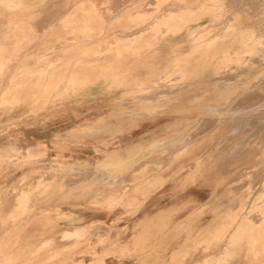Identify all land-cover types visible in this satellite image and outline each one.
<instances>
[{"label": "rangeland", "instance_id": "obj_1", "mask_svg": "<svg viewBox=\"0 0 264 264\" xmlns=\"http://www.w3.org/2000/svg\"><path fill=\"white\" fill-rule=\"evenodd\" d=\"M7 1L0 0L1 55L7 49L3 60L0 56V219L7 211L4 218L11 222L7 220V224L3 219L4 226L0 220V227H4L3 232L0 228V264H195L199 258L202 264H212L210 254L223 249L229 238L227 228L233 227L229 223L239 213L236 202L244 199L240 196L232 200L230 190L236 184L241 186V193L249 190L253 197L244 202L250 211L246 216L249 219L244 221L254 232L264 234V214L262 222L251 225L264 210V175H256L258 169L264 168V107L259 106L264 104V0H233L230 12L222 0L220 13L206 0ZM147 2L149 5H145ZM206 6L211 9L194 19V14ZM36 15L42 16L39 20L43 27L45 22L46 30L34 24ZM49 18L51 22L46 26ZM215 19L219 23L210 29L215 39L212 42H219L222 49L211 50L213 43H205L202 62L218 61L217 56L219 60L223 56V60L199 73L201 79L192 83L195 77L189 70L184 78L178 74L183 60L194 61L197 56L191 55L194 50L188 33L197 23L206 27ZM27 24L34 26V32ZM145 26L148 29L141 34H131ZM26 33L36 36L24 38ZM20 35L27 41L23 49L25 42ZM29 37L36 41L34 45L31 40L30 45ZM103 37L117 42L102 43L107 41ZM92 40L96 44H91ZM20 46L22 52L17 54ZM13 47L17 52L10 50ZM100 48L104 49L105 59L117 60L111 62L109 70L90 71L87 59L96 57L94 53ZM38 51L40 54H36ZM39 61L43 62L41 66ZM83 73L89 77L87 86L70 83V78ZM161 73L165 83L151 85L168 86L163 91L167 97L147 98L141 84ZM101 76H105V84L90 85ZM227 78L232 79L225 87L210 84ZM125 86H132L134 91L127 92L130 89ZM237 103L254 108L256 114L250 125L239 122L236 131L224 134L228 142L225 149L229 151L233 139L241 141L239 153L228 159L230 164L220 174L217 163L224 157L212 153L210 141L221 137L230 125L211 131L213 125L209 122L221 118L214 113L216 108ZM204 119L205 124L194 129ZM256 128L260 132H253ZM195 132L197 137L183 149L180 159L159 157L139 163L149 158L152 150L168 143L179 145L180 140ZM111 156L115 163L110 172L123 176L120 188H107L98 175L80 176L73 170L108 171L104 165ZM231 175L238 178H226ZM260 189L263 192L258 194ZM153 209L163 211L146 220ZM90 212L99 218L85 217ZM98 223L105 229L103 235L95 234ZM67 229L71 234L81 231V236H66ZM250 234L245 232V237L238 239L226 254H218V264H241L242 245Z\"/></svg>", "mask_w": 264, "mask_h": 264}, {"label": "bare ground", "instance_id": "obj_2", "mask_svg": "<svg viewBox=\"0 0 264 264\" xmlns=\"http://www.w3.org/2000/svg\"><path fill=\"white\" fill-rule=\"evenodd\" d=\"M7 1V0H6ZM12 1H14V0H12ZM17 1L18 0H16V2L14 1V3H17ZM51 1V0H50ZM55 1V0H54ZM53 1V2H54ZM62 1V0H61ZM72 1V0H71ZM97 1V0H96ZM104 1V0H103ZM142 1V0H141ZM145 1V0H144ZM143 1V2H144ZM208 3H212V5L211 6H214V8H216V9H214L213 7V9L214 10H218L219 11V13H220V7H221V3H222V0H206ZM232 1L233 0H224V8L227 10V11H229L230 12V8H233V3H232ZM3 2L5 3V0H3ZM9 1H7V4H9L8 3ZM93 2H95V0L93 1ZM115 2H117V1H115ZM118 2H121V1H118ZM146 2V1H145ZM187 2H189L190 3V0H188ZM235 2V1H234ZM47 3V2H46ZM58 3V2H57ZM56 3V4H57ZM70 3H73V2H70ZM105 3V2H104ZM151 3H152V1H151ZM44 4V3H43ZM55 4V3H54ZM101 4V3H100ZM99 4V5H100ZM103 4V3H102ZM106 4H107V2H106ZM142 4V3H141ZM148 4V2L145 4V5H147ZM218 4V5H217ZM51 5H52V3H51ZM51 5H50V7H51ZM58 5H60L61 6V4H59L58 3ZM63 7H61L62 9H64V2H63ZM96 5V4H95ZM143 5V4H142ZM149 5V4H148ZM175 5V4H174ZM55 6V5H54ZM57 6V5H56ZM60 6H59V10H60ZM65 6H66V4H65ZM102 6V5H101ZM114 6H115V3H114ZM215 6H217V7H215ZM5 7H7L6 5H5ZM8 7H9V5H8ZM40 7V6H39ZM111 7H112V5H111ZM136 7V6H135ZM141 8H142V6H140ZM45 8H46V4H45ZM65 8H67V7H65ZM73 8V7H72ZM94 8V7H93ZM98 8V7H97ZM137 8V7H136ZM139 8V7H138ZM175 8V7H174ZM4 9V8H3ZM10 9H11V7H10ZM21 9V8H20ZM20 9H19V11H20ZM24 9V8H23ZM61 9V10H62ZM70 9H71V6H70ZM104 9V8H103ZM144 9V8H143ZM209 9H211V7L210 6H206V7H204V9L202 10V11H199L198 13L199 14H194V19H197V18H201L202 16H203V14H205V13H207L208 12V10ZM30 10V9H29ZM39 10V9H38ZM42 10V12H44L43 11V9H41ZM52 10H53V8H52ZM51 10V11H52ZM54 10H55V8H54ZM105 10H106V8H105ZM116 10V9H115ZM175 10V9H174ZM182 9H177L176 10V12H178L179 13V11H181ZM186 10H188L189 11V9H186ZM36 11H37V8H36ZM50 11V10H49ZM106 11H108L109 12V9H107ZM106 11H105V13H106ZM113 11H114V9H113ZM112 11V12H113ZM185 11V10H184ZM3 12V11H2ZM27 12V11H26ZM26 12L24 13V18L26 17V20H27V15L25 16V14H26ZM38 12V11H37ZM42 12H41V15H42ZM46 12V11H45ZM58 12V11H57ZM99 12V11H98ZM98 12H97V14H98ZM107 12V13H108ZM127 12V11H126ZM131 12H132V10H131ZM133 12H135V11H133ZM142 12V10L141 11H139V13H141ZM182 12H183V10H182ZM191 12V11H190ZM21 13V12H20ZM29 13V12H28ZM31 13V12H30ZM34 13V12H33ZM66 13H68L67 11H66ZM129 13H130V11H129ZM14 14V13H13ZM36 14V13H35ZM45 14V13H44ZM168 14H170V13H168ZM173 14V11H172V13L170 14V15H172ZM174 14H176V13H174ZM216 14H217V12H216ZM39 16V17H37V15H36V17H37V19L39 20V18L40 17H42V16ZM56 15V14H55ZM61 15V14H60ZM63 15V14H62ZM102 15V14H101ZM13 16V15H12ZM19 16H20V14H19ZM52 16V15H51ZM50 16V18L52 19V17ZM54 16V15H53ZM65 16V15H64ZM131 16V15H130ZM166 16H169V15H166ZM215 16V15H214ZM18 17V16H17ZM101 17H103V16H101ZM156 17H158V16H156ZM182 17V16H181ZM220 17L221 16H219L218 18H219V21H220ZM18 18H21V17H18ZM23 18V17H22ZM23 18V19H24ZM46 18V17H45ZM44 18V19H45ZM50 18H49V22H47V24H46V26L48 25V23H50L51 21H50ZM13 19H14V17H13ZM28 19H30V18H28ZM33 19H34V16H33V18L31 19L32 21H33ZM37 19H36V22L34 23V24H37V27L38 28H40V29H42V27H43V24L41 23V22H43V21H40V22H38L37 21ZM43 19V20H44ZM180 19V18H179ZM48 20V19H47ZM46 20V21H47ZM56 20V19H55ZM61 20H62V17H61ZM216 20V22H215V24H214V21ZM215 20H212V21H209L208 22V24H207V26L205 27V26H203L202 24L203 23H197L196 25H195V27H194V29L190 32V33H188V35H191L192 36V39H191V41H192V48H193V50H194V52L193 53H191V55L192 54H194L195 53V55H197L196 56V59L194 60V61H188V59H185V60H183V64H182V67H181V69H179V73L178 74H180L181 76H183V74L187 71V70H189V72L192 74V76L193 77H195L194 79H192L193 81H192V83L193 82H196V81H198V80H200L201 78H199L200 76H201V74H199V73H201L202 71H206V70H210L211 68H214V67H216L222 60H223V56H221L220 57V60H219V56H217V58H218V61H214V62H207L206 64H204L203 62H202V57H203V54H202V49L206 46L205 45V43H209L208 45H211V43H213L212 44V49L211 50H215V51H220L221 49H222V46H221V44L219 43V42H217V41H215V42H212L213 40H215V39H212V30H210L212 27H214V26H216L219 22H218V20L217 19H215ZM4 21H5V19H4ZM31 21V22H32ZM54 21V20H53ZM24 22V21H23ZM27 22H29L30 23V20H28ZM59 22H60V20H59ZM63 22V20L61 21V26L64 28V22ZM213 22V23H212ZM212 23V24H211ZM33 24V25H34ZM53 24V23H52ZM28 25V24H27ZM64 25V26H63ZM67 25V24H66ZM190 25V24H189ZM24 26L26 27V23H24L23 24V30H24ZM32 26V25H31ZM49 26V25H48ZM56 26L57 25H55V30H57L56 29ZM75 26V25H74ZM150 26V25H149ZM210 26V27H209ZM3 26H1V28H2ZM19 27H20V25H19ZM27 27H29V25L27 26ZM53 26L51 25V29H54V27L52 28ZM133 27V26H132ZM16 28V27H15ZM30 28V31H33L34 32V26H32V28L31 27H29ZM44 29L43 30H46L45 28V22H44V27H43ZM68 28H69V26H68ZM134 28H136L135 26H134ZM17 29V28H16ZM32 29V30H31ZM70 29V28H69ZM81 29V28H80ZM148 28H147V26H145L143 29H138L137 31H136V29H135V31H132L133 33H131V34H141L142 32H143V30H147ZM13 30V29H12ZM18 30V29H17ZM66 30V29H65ZM132 30H134V29H132ZM184 30V29H183ZM0 31H1V29H0ZM10 31V30H9ZM8 31V32H9ZM15 31V30H14ZM35 31H36V29H35ZM51 31H53L54 32V30H49V32L52 34L53 32H51ZM2 32H3V30H2ZM10 32H12V31H10ZM18 34L20 33L19 31H16ZM15 32V33H16ZM73 32H74V30H73ZM116 32V31H115ZM115 32H113L114 34H116ZM24 33H25V31H24ZM23 33V34H24ZM27 33H28V31H27ZM27 33L25 34V36L23 35V34H21V35H23L24 36V38L26 37V38H28V36H30V35H27ZM40 34L42 33L41 31L39 32ZM55 33H56V31H55ZM55 33H53V34H55ZM58 33V32H57ZM67 33H69V32H67ZM2 34V33H1ZM11 34V33H10ZM13 34V33H12ZM35 34H37V36H38V32L37 33H35ZM20 35V38L21 39H23L24 40V38H23V36H21ZM33 34H31V36H32ZM44 35V34H43ZM126 35V34H125ZM125 35H124V37H125ZM30 36V37H31ZM36 36V35H35ZM34 35L32 36V37H35ZM42 36V35H41ZM40 36V37H41ZM29 37V38H30ZM45 37H46V34H45ZM44 36H43V38H45ZM108 37H110V36H108ZM108 37H103L104 39H107V41H103L102 43H105V44H114L113 42H117V41H114V40H108ZM16 38H17V36H16ZM50 38V37H49ZM53 38V37H52ZM51 38V39H52ZM57 38V37H56ZM56 38H54V40H56ZM195 38V39H194ZM21 39H18L17 41H21ZM47 39V38H46ZM60 39V38H59ZM63 39V38H62ZM124 39V38H123ZM33 41V39H28V41H29V43H30V45L32 44V42L31 41ZM44 40V39H43ZM35 41V40H34ZM34 41H33V44L32 45H34ZM38 41V40H37ZM46 41V40H45ZM97 41H99L98 39H97ZM0 42H1V40H0ZM22 42V41H21ZM25 42V43H24ZM24 45H22V49H23V46H24V48H25V44H26V42L27 41H25L24 40ZM36 42V41H35ZM39 42V41H38ZM41 42H42V40H41ZM83 42V41H82ZM13 43H16V42H14L13 41ZM18 43V42H17ZM16 43V44H17ZM29 43H27V45L29 44ZM46 43V42H45ZM65 43V42H64ZM10 44V43H9ZM21 44V43H20ZM57 44V43H56ZM63 44V43H62ZM66 44V43H65ZM68 45H69V43H67ZM78 44V43H77ZM76 44V45H77ZM91 44H96V40H92V43ZM130 44V43H129ZM7 45V44H6ZM13 45V44H12ZM27 45H26V47H27ZM43 45H44V43H43ZM54 45H55V43H54ZM207 45V46H208ZM14 46H15V44H14ZM17 46V45H16ZM56 46V45H55ZM60 46V45H59ZM106 46V45H105ZM1 47H2V45H1ZM11 47V46H10ZM35 47H36V44H35ZM63 47V46H62ZM64 47H66L65 45H64ZM101 47V46H100ZM3 48V47H2ZM5 48V47H4ZM15 48V49H14ZM58 48V47H57ZM94 48V47H93ZM103 48H105V47H103ZM210 48V47H209ZM11 49H13L14 50V52H17V50H18V52H17V54H20V52H22V50H21V46H20V50H19V47H17V50H16V47H13V48H10V50ZM39 49V48H38ZM59 49H60V47H59ZM61 49H63V48H61ZM111 49H114V48H111ZM110 49V50H111ZM16 50V51H15ZM27 50V49H26ZM43 50V49H42ZM42 50H40V52L42 51ZM104 49H102V48H100L99 49V51L97 50L95 53H94V56H96V57H92L91 59H87V63L89 64V66L90 67H92V69H90V71L92 70L93 71V69L95 68V69H101V68H105L106 70H109V68L110 67H112L111 66V62H112V64H113V61L115 60V58H113V60H111V57H109L108 59H105V58H107L106 56H103L104 54H102ZM105 50H106V48H105ZM190 50H191V46H190ZM209 50V49H208ZM2 51V50H1ZM5 51H7V49L5 50ZM4 51V52H5ZM184 51V50H183ZM3 52V51H2ZM3 52V53H4ZM108 52V51H107ZM112 52V51H111ZM113 52H114V50H113ZM186 52V51H185ZM2 53V55H3V57H2V55H1V53H0V56H1V58H2V60H3V58H4V55H5V53L3 54ZM27 53H28V51H27ZM37 53H39V51L38 52H36V54ZM106 53V52H105ZM213 53V52H212ZM211 53V54H212ZM221 53V52H220ZM16 54V55H17ZM22 54H24V51H23V53ZM40 54V53H39ZM78 54V53H77ZM115 54V53H114ZM117 54V53H116ZM115 54V56H117ZM216 54V53H215ZM14 55V54H13ZM12 54L10 55V60H11V57L13 56ZM27 55V54H26ZM32 56L34 55V51H33V54H31ZM112 55V54H111ZM139 55H141V54H139ZM190 55V56H191ZM221 55V54H220ZM18 57H20V55H17ZM28 56V55H27ZM61 56V55H60ZM63 56V55H62ZM66 55H64V57H65ZM14 57V56H13ZM54 57V56H53ZM114 57V56H113ZM1 58H0V60H1ZM222 58V59H221ZM13 59V58H12ZM30 59V58H29ZM50 59H51V57H50ZM54 59V58H53ZM55 59H56V57H55ZM204 59V58H203ZM211 59V58H210ZM16 59L14 58V61H15ZM44 60V59H43ZM46 60V59H45ZM105 60H108V62L106 63L105 62ZM116 60H117V57H116ZM116 60H115V62H116ZM9 61V60H8ZM12 61V60H11ZM50 61H52V60H50ZM205 61V60H204ZM210 61V60H209ZM40 63L42 62V61H39ZM48 62V61H47ZM46 62V63H47ZM84 62H85V60H84ZM26 63V62H25ZM40 63H38V64H40ZM43 63V62H42ZM42 63L40 64V66L42 65ZM215 63H217V65L215 64ZM14 64V63H13ZM31 64V63H30ZM241 65H242V63H240ZM244 64V63H243ZM10 65H12L11 63H10ZM23 65V64H22ZM26 65H27V63H26ZM26 65H24V66H26ZM29 65V64H28ZM27 65V66H28ZM77 65V64H76ZM21 66V65H20ZM39 66V65H38ZM121 66H122V64H121ZM22 67V66H21ZM76 67V66H75ZM211 67V68H210ZM7 68V67H6ZM9 68V67H8ZM7 68V69H8ZM19 68V67H18ZM35 68V67H34ZM6 69V70H7ZM87 69H89V68H87ZM176 69V68H175ZM178 69V68H177ZM37 70V69H36ZM197 70H199L198 72H197ZM4 71V70H3ZM8 71V70H7ZM87 71V70H86ZM165 71V70H164ZM74 72V71H73ZM20 73V72H19ZM75 73H78L79 74V72H76L75 71ZM81 73V72H80ZM169 73V72H168ZM3 74H5V73H3ZM2 74V75H3ZM8 74V73H7ZM21 74H25V73H21ZM84 74V73H83ZM191 74H190V76H191ZM197 74H199V75H197ZM163 74L161 73L159 76H157V77H155V78H153L150 82H143V81H140V82H143L141 85H143V88H144V90H145V92L147 93V98H149V99H151V98H155V97H158L159 96V98H165V97H167L165 94H163L164 92L163 91H165V90H167L168 89V86H166V87H162V86H152L151 85V83H157L156 85H162V84H164L165 83V81L162 79V76ZM172 75V74H171ZM179 75V77L180 78H182L181 76ZM5 76L7 77V75L5 74ZM78 75L76 74V76H74V77H72V78H70V83L72 84V85H75V84H82V86H87L88 85V83H87V81H89V77H87V74H84L83 76H78ZM5 77V78H6ZM178 76L176 77H174V78H179ZM224 76H222V78H223ZM226 77V76H225ZM3 78H4V76H3ZM98 78H101V79H96V81H94V82H91V86H93L94 84H97L98 85V83H104L105 84V80H102V79H104L105 78V76H101V77H98ZM165 78H166V76H165ZM168 78H169V76H168ZM167 78V79H168ZM183 78H184V76H183ZM189 78V77H188ZM2 78H0V81H2L1 80ZM138 79H139V77H138ZM167 79H165L166 81H168ZM230 79H232V78H227L226 80H220V81H218V82H214L215 80H211L210 82H214V83H210V84H212L214 87H217V86H219V87H225L226 86V84L225 83H227V81L228 80H230ZM237 79V78H236ZM148 80V79H147ZM184 80V79H183ZM3 81H4V79H3ZM58 82V81H57ZM132 82V81H131ZM209 82V81H208ZM7 83V82H6ZM138 83V82H137ZM201 82H199L198 84H200ZM1 84H2V82H1ZM55 84V83H54ZM104 84H102L101 86H103ZM56 85H57V83H56ZM133 86H134V84H133ZM146 86V87H145ZM208 86V85H207ZM207 86H205V87H207ZM54 87H55V85H54ZM125 87H128L130 90H128L127 88V92H133L134 90H133V87L132 86H125ZM138 87V86H137ZM135 89V88H134ZM169 97V96H168ZM260 107H264V104H261V105H259ZM253 109L254 108H252V107H248V106H241L240 104H235L234 106H232V107H230L229 105H226V106H221V108H216L215 110H214V113L215 114H217V115H219L221 118H219L218 120H215V119H211V121L209 122L210 123V126H212L213 125V127H212V129H211V131H216L219 127H221V126H224V125H226V124H228V125H230L229 127H227L226 128V131H224V133H223V135H221V137H218V136H216L215 138H213L210 142L213 144V148H212V153L213 154H216V155H218L219 157H224V160L223 161H219L218 163H217V168H218V172L221 174V171H222V169L224 168V167H226L228 164H230V160H228V159H232L233 157H234V155L235 154H238L239 153V151L238 150H240V148H237V146H238V144H239V142L241 141H236V139H233L231 142H232V147H230V151L229 150H227V149H225V145L228 143V142H226V138H225V135L224 134H227V133H230V132H234V131H236L237 129H238V127H237V124L239 123V122H246V123H248V125H250L251 124V122L252 121H254L253 120V116H254V114H256L254 111H253ZM229 116H231V118H229V121L227 122V118L229 117ZM223 117V118H222ZM206 119H204V120H200L198 123H197V125H196V127H194V129H197L200 125H203V124H205V121ZM191 123V122H190ZM189 123V124H190ZM188 124V123H187ZM191 125V124H190ZM189 125V126H190ZM209 126V127H210ZM190 130H193L192 128L190 129ZM254 131H258V132H260V130L258 129V128H256V129H254L253 130V132ZM192 132V131H191ZM191 132H189L190 134H191ZM197 133L195 132V133H193L192 135H190V137L188 136V137H186V138H183L182 140H180V144L179 145H174L173 143H168V144H166V145H163V146H161V147H158V148H156V149H154V150H152L150 153V157L149 158H147L146 160L144 159V158H142V159H140L141 161H139V163L140 162H149V161H151L152 159H154V158H159V157H161L162 159H164V160H170V159H173L174 161L175 160H178V159H180L181 157H183L182 156V151H183V149H185L188 145H190L193 141H194V138H196L197 137ZM244 139V138H243ZM242 139V140H243ZM225 151H227V153H225L224 154V152ZM203 159V158H202ZM204 160H205V158H204ZM163 162V161H162ZM166 162H169V161H166ZM171 162V161H170ZM201 162V161H200ZM113 163H115V158L113 157V156H111L110 157V160L108 161V162H106L105 163V165H104V167L106 168V169H108V171H104V170H100V169H95V168H91L90 169V172H87V171H85V170H82V169H78V168H73V170L74 171H78V173H79V175L80 176H84V175H86V174H88V173H90L91 175H98V178H102L103 179V181H104V183L105 184H107L108 185V187L107 188H114V185L115 186H118V185H122L123 183L122 182H124L123 181V176L121 175V174H113V173H111L110 172V168L111 167H113L114 166V164ZM197 163V162H196ZM141 164V163H140ZM168 164V163H167ZM172 164V163H171ZM158 167H160V165H157ZM165 166V165H164ZM170 166V165H169ZM198 167V166H197ZM156 168V167H155ZM162 168V167H161ZM156 170H157V168H156ZM155 169H154V171H156ZM151 171H153V170H151ZM149 172V171H148ZM260 172V173H259ZM32 173V172H31ZM34 173V172H33ZM38 173H40L39 171H37V174ZM242 173V172H241ZM244 173V172H243ZM252 173V172H251ZM34 174H36V171H35V173ZM153 174H155V172L153 173ZM245 174V173H244ZM48 175V174H47ZM72 175V174H71ZM246 175V174H245ZM244 175V176H245ZM256 175L257 176H259V177H262V176H260V175H264V168H260V169H258L257 171H256ZM70 175H68V177H69ZM73 176V175H72ZM150 176V175H149ZM157 176H159L158 174H157ZM156 176V177H157ZM235 176H236V178H238V176L237 175H231V176H226V178H228V177H234L235 178ZM252 177H253V175H251ZM255 176V175H254ZM257 176H255L254 178H256L257 179ZM97 177V176H96ZM259 177H258V179H257V181L259 180ZM143 178H145V177H143ZM147 178H149V177H147ZM225 178V179H226ZM246 180V179H245ZM244 180V181H245ZM236 181V180H235ZM246 183V182H245ZM247 183H248V180H247ZM235 184H236V182H235ZM244 184V183H243ZM124 186V185H123ZM254 186V185H253ZM110 188V189H111ZM116 188H120L119 186L118 187H116ZM115 188V190H117ZM240 188H241V186L239 185V184H236V186L234 187V188H232L231 190H230V193L232 194V200L233 201H235L236 200V198L237 197H240V196H242L244 199H243V202H236V203H238L239 204V213H238V215H236L235 216V218L234 219H232V217L230 218V219H232V221H231V223H229L230 224V227L231 226H233L232 228H227V230H229V232H228V236H229V238L225 241V245H223V249H221L220 251H218V252H211V254L210 253H208V254H210L211 255V261H212V264H218V259H216V256L218 255V254H222L223 252L225 253L238 239H240L241 237H245L244 236V233L246 232V235H247V231H249L251 234L248 236V241L247 242H245V244H243L242 245V252H241V264H243V259L246 261V263L244 262V264H264V234H260V233H258L257 231H253L251 228L252 227H248V224L244 221L245 219H249V217H246L248 214H249V210L245 207V201L246 202H248V200H251V199H253V197H252V195H251V192L248 190V191H245L244 193H241V191H240ZM121 189H122V187H121ZM101 190H103V189H101ZM256 190V189H255ZM262 189H260L259 191H257V193L258 194H260L261 192H263V191H261ZM216 191H217V189L214 191V194L216 193ZM100 192V191H99ZM127 192V191H126ZM104 193V192H103ZM102 193V194H103ZM118 193V192H117ZM121 193V192H120ZM124 194V193H123ZM214 194H213V196H214ZM92 195H95V194H93L92 193ZM100 195V194H99ZM257 195V194H256ZM253 196H254V193H253ZM97 197V196H96ZM95 197V198H96ZM115 197H118V195L117 196H115ZM12 198V197H11ZM100 198V197H99ZM93 199V197L91 198V200ZM15 200V199H14ZM18 199H16V201H17ZM102 200V199H101ZM16 201H14V202H16ZM20 201V200H19ZM89 201H90V199H89ZM98 201V200H97ZM96 201V202H97ZM100 202V201H99ZM102 202V201H101ZM104 202V201H103ZM2 203V202H1ZM5 203V202H4ZM10 203L12 204V205H15V203H12V201H10ZM10 203H8V205H10ZM92 203H93V201H91V205H92ZM90 205V204H89ZM4 207H6V204H5V206ZM9 207H12L11 205L9 206ZM5 209V208H4ZM9 209V208H8ZM7 209V210H8ZM3 213V212H2ZM6 214H8L7 213V211H6V213L5 214H2V215H4L3 216V219H5L6 218ZM263 214H264V210H260L259 211V218H258V220L255 222V223H253L252 222V224L251 225H256V224H258L259 222H262V219H263ZM1 215V216H2ZM5 217V218H4ZM2 218L0 219V220H3ZM8 220V219H7ZM6 219H5V221H7ZM9 221V220H8ZM8 221H7V224H8ZM3 224H4V226H5V224H6V222L4 223V220L3 221H1ZM1 222H0V224H1ZM9 222H11V221H9ZM99 222V221H98ZM94 223H96V222H94ZM2 224V225H3ZM31 224V223H30ZM29 224V225H30ZM32 224H33V222H32ZM100 223H98V224H96V228L94 229L95 230V234L96 235H103V232L105 231V229H104V227H102V225H99ZM10 225V224H9ZM28 227V226H27ZM30 227H31V225H30ZM45 227V226H44ZM92 227V226H91ZM207 227H208V225H207ZM1 228V232H3L2 230H4L3 228L4 227H0ZM41 228V227H40ZM88 228V227H87ZM206 228V227H205ZM39 229V228H38ZM42 229H43V227H42ZM84 229H86V228H84ZM29 230H30V228H29ZM47 229H45V230H42V231H46ZM94 230H93V232L92 233H94ZM225 231V230H224ZM32 232V231H31ZM71 229H67L66 230V236H69V237H72V238H78L79 236H81V231H77L76 230V234H71ZM28 234L30 235V231H28ZM61 234H62V232H61ZM83 234V233H82ZM94 234V235H95ZM222 234V233H221ZM225 234V233H224ZM236 234V235H235ZM95 235V236H96ZM108 235V234H107ZM220 235V234H219ZM109 236V235H108ZM221 236V235H220ZM60 237H61V235H60ZM98 237V236H97ZM34 239V238H33ZM58 239H59V236H58ZM58 239H56V240H58ZM107 239H108V237H107ZM37 240V239H36ZM39 240V239H38ZM56 240H55V243L54 244H56ZM70 240V239H69ZM42 241V240H41ZM71 241V240H70ZM72 241H73V239H72ZM33 242V241H32ZM37 242V241H36ZM40 242V241H39ZM69 243V242H68ZM212 243V242H211ZM31 244V243H30ZM52 244V243H51ZM58 244V246H59V242L57 243ZM220 244V243H219ZM29 245V244H28ZM217 245V244H216ZM221 245V244H220ZM213 246V245H212ZM219 245H217V247H218ZM26 247V246H25ZM35 247V246H34ZM216 247V246H215ZM216 247V248H217ZM222 248V247H221ZM35 249H36V247H35ZM210 249V248H209ZM211 249H213L212 247H211ZM211 249H210V251H211ZM215 249V248H214ZM207 250H208V248H207ZM33 251H34V249H33ZM32 251V252H33ZM198 251V250H197ZM200 251L201 252H203L202 254H204L205 253V251H202V249H200ZM209 251V250H208ZM227 253V252H226ZM225 253V254H226ZM194 254H201L200 252L199 253H194ZM193 254V255H194ZM205 255V254H204ZM204 255H201V256H203L204 257ZM198 256H200V255H198ZM202 257V258H203ZM207 257L209 258V256L207 255ZM192 258H193V256H192ZM205 258V257H204ZM214 259H216V260H214ZM199 260H200V258L198 259V262H199ZM202 260L203 259H201L200 261H201V264H202ZM197 261V260H196ZM195 261V264L196 263H198V262H196ZM209 261H210V259H209ZM239 263V262H238ZM190 264H192V263H190ZM198 264H200V262L198 263ZM207 264V263H206Z\"/></svg>", "mask_w": 264, "mask_h": 264}, {"label": "crops", "instance_id": "obj_3", "mask_svg": "<svg viewBox=\"0 0 264 264\" xmlns=\"http://www.w3.org/2000/svg\"><path fill=\"white\" fill-rule=\"evenodd\" d=\"M161 211H163V210H161V209H156V210L153 209V210L151 211V213H149V214L146 215V218H145V219L147 220V219H149L150 217H152V218H153V217H157V216H158V213H160ZM86 216H94V217L97 218V219L99 218L95 213L91 214V212L88 213V214L86 213L85 217H86Z\"/></svg>", "mask_w": 264, "mask_h": 264}]
</instances>
